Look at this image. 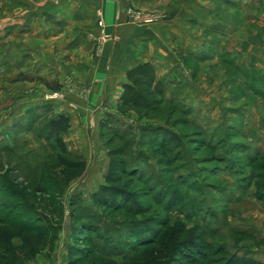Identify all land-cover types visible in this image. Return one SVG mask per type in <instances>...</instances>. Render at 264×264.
<instances>
[{"label": "rangeland", "instance_id": "obj_1", "mask_svg": "<svg viewBox=\"0 0 264 264\" xmlns=\"http://www.w3.org/2000/svg\"><path fill=\"white\" fill-rule=\"evenodd\" d=\"M49 2L0 0V245L14 253L0 263L264 264V0H130L145 27L187 18L190 49L176 74L148 63L151 77L130 71L122 96L100 103L69 65L42 75ZM129 86L141 101L124 99ZM45 107L71 119L60 141ZM112 162L117 202L138 212L94 201ZM102 242L122 255L102 256Z\"/></svg>", "mask_w": 264, "mask_h": 264}, {"label": "crops", "instance_id": "obj_2", "mask_svg": "<svg viewBox=\"0 0 264 264\" xmlns=\"http://www.w3.org/2000/svg\"><path fill=\"white\" fill-rule=\"evenodd\" d=\"M129 1L50 0L45 5L46 25L36 37L42 43L34 44L43 49L45 56L43 64L47 68L42 75L49 76L52 63H58V70L69 65L78 77L92 83L90 103H100L121 97L128 73L140 66L149 63L158 73L176 74L180 65L175 54L180 48L190 49L188 19L182 16L179 25V17H171L163 24L145 27L129 14ZM99 14L103 17V30L99 27ZM102 32L112 40L100 42ZM55 41L59 43V57L51 58ZM58 76L60 79L63 75L59 72Z\"/></svg>", "mask_w": 264, "mask_h": 264}, {"label": "trees", "instance_id": "obj_3", "mask_svg": "<svg viewBox=\"0 0 264 264\" xmlns=\"http://www.w3.org/2000/svg\"><path fill=\"white\" fill-rule=\"evenodd\" d=\"M144 71V75H147L149 77L152 69L150 67H148L147 65H143L140 66L139 68L131 71L129 74L130 76V80L134 79L135 77H137L138 75H141V72ZM147 72V73H146ZM153 78V77H152ZM132 86L126 87V94L124 96V99H127L128 96H130L133 100V97L131 95H135L134 91H133ZM57 89H55V91H57ZM142 96H136L135 95V102L136 101H141ZM42 111H45L44 114L42 115V118H47L49 119L47 121V130H48V139L50 141H60L61 138L66 135L70 129H71V119L69 116L66 115H54L53 114V109L51 107H45L42 109ZM123 173V166L121 167V164L119 162H112L108 171V175L106 177V182L107 185L102 186L99 190L98 193H96L94 195V201L97 203V205L105 208V209H113V210H124L134 213V212H138L137 207L134 204H127L126 206L120 204L117 202V197H118V188L116 187L117 184L120 183V176L118 173ZM3 206V204H2ZM1 215V213H0ZM9 222L13 221L15 223L16 226H18V228L22 231V232H34V231H38V227H33L31 225H26L25 224V220H22L21 222H19L17 224V222L15 221V219H10L8 220ZM3 223H1L0 221V225H2ZM94 224V223H91ZM42 226V225H40ZM88 228H92L94 227V225H89L87 226ZM144 227L146 229H144ZM153 228V225H151L150 223L144 224L143 225V229L144 232L147 233L149 232V229ZM45 229L43 226L41 227V229L39 230V232L41 233L42 238H47L48 236H52L55 233L54 228L51 226V228H47L46 231L43 230ZM136 240V239H135ZM133 241L140 243L141 240L140 238H137V241ZM153 245V244H152ZM99 246L101 247V251L100 254L102 256H119L122 255L120 254V251L117 249V247L115 246H111L108 243H99ZM141 246H148V243H145ZM14 254L12 251V247H11V243L8 245L7 243L3 242L0 245V257L5 256V254ZM127 254V253H126ZM14 256V255H13ZM177 256H175L176 258ZM1 264V263H0ZM9 264V263H7Z\"/></svg>", "mask_w": 264, "mask_h": 264}, {"label": "built area", "instance_id": "obj_4", "mask_svg": "<svg viewBox=\"0 0 264 264\" xmlns=\"http://www.w3.org/2000/svg\"><path fill=\"white\" fill-rule=\"evenodd\" d=\"M134 16H135V15H134ZM136 17L140 18V15H138V16H136ZM152 18L155 19V20L158 19L157 17H152ZM100 25L103 26V21H102V20H101V22H100Z\"/></svg>", "mask_w": 264, "mask_h": 264}]
</instances>
